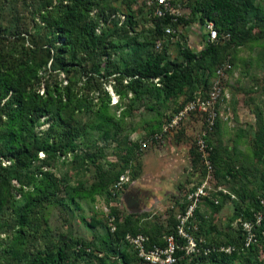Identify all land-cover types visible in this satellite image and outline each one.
I'll use <instances>...</instances> for the list:
<instances>
[{"label":"rangeland","instance_id":"374dc122","mask_svg":"<svg viewBox=\"0 0 264 264\" xmlns=\"http://www.w3.org/2000/svg\"><path fill=\"white\" fill-rule=\"evenodd\" d=\"M194 1L176 0L175 8L179 14H187ZM99 3L95 8L91 5L92 10L79 8L78 18L82 21L75 22L77 31L86 22L94 24L95 34H99L126 20L122 13L127 8L122 0H100ZM255 5L258 11L248 16L250 22L257 24L251 41L233 44L221 55V63L228 62L231 67L221 79L224 98L217 104V126L206 135V140L211 135L210 143L207 141L211 148L210 160L213 152L215 157L212 178L207 182L212 200L202 201L194 212L193 236L200 251L187 257L185 264H223L218 259L213 262L199 256L233 251L242 242L235 206L244 207L250 201L241 203L236 194L263 193L259 180L264 173V0H255ZM129 6L135 27L133 30L115 27L109 38L115 48L108 47L107 52L110 59L134 64L160 52V48L156 47L150 15L138 1L130 2ZM38 10V0H0V29L33 26L38 23ZM202 27L197 21L181 27L187 48L198 50L189 41V33L190 28L198 32ZM160 42L169 60L180 59V44L175 39L164 38ZM138 43L144 46L138 48ZM121 49L123 54L119 53ZM193 74L200 78L201 72L195 70ZM97 77L88 80L79 71L51 70L49 64L39 74L35 84L38 95L44 100H57L63 117L73 116L71 125L80 135L73 142L74 154L78 157L74 158L71 153L61 159L52 151L39 155L32 170L41 166L44 171L52 172L60 184L56 196L63 201L50 198L33 208L24 227L25 234L19 240L16 210L22 194L32 187H20L12 181L2 193L6 203L0 212V264H26L30 254L60 246L67 238L74 245L83 243L101 251L104 244L111 245L114 239L108 230V214L118 223L127 218V231L142 228L157 237L170 233L184 214L187 196L204 181L205 169L197 158L195 146L196 138L204 130V117L199 113L187 114L169 126L187 104L188 90L165 101L162 97L138 101L130 93L125 96L116 92H124L125 81L107 83L101 75ZM103 90L110 97L106 113L118 121L115 129L109 128L106 138L101 135L94 111L83 109L88 102L93 105L92 110L102 106ZM66 96L71 104L67 103ZM40 123L38 129L43 132L50 124L54 125L55 136L49 139L52 143L63 130L50 116L41 118ZM156 136L159 138L155 139ZM144 140H147L146 146L138 150V144ZM0 161L9 165L4 159ZM126 166L128 183L117 195L107 196L115 175L125 172ZM228 169L234 172L233 177L226 176ZM70 252L72 260L75 255ZM123 253L125 264H143L128 246L123 247ZM241 259L245 260V254ZM254 260V264H264V252ZM78 264L103 263L84 256ZM106 264L124 262L122 258L110 256Z\"/></svg>","mask_w":264,"mask_h":264},{"label":"trees","instance_id":"16d2710c","mask_svg":"<svg viewBox=\"0 0 264 264\" xmlns=\"http://www.w3.org/2000/svg\"><path fill=\"white\" fill-rule=\"evenodd\" d=\"M122 1L125 2L127 8V12L122 13L126 20L119 25L115 23L114 29L102 30L99 34H95L94 24L86 22L77 31L75 22L82 21L78 18L79 8L83 7L84 11L92 10L91 5L94 8L97 7L100 0H38V23H34L33 26L29 24L25 29H19V27L14 30L12 27L0 29V159L9 162L6 166L0 161V212L2 205L6 203L2 193L7 191L12 181L20 187H32L31 191L22 194L21 204L16 210L17 240L25 234L24 227L27 225L29 215L33 208L39 207L41 201L50 198L58 202L63 201V198L56 196L60 190L57 177L52 172L44 171L41 166H36L32 170L34 163L39 160V155L52 151L51 153L61 159L71 153L74 158L78 157L74 154L75 144L73 142L80 135L71 125L73 116L63 117L57 100H44L35 89L39 74L46 69L48 64L51 70H61L66 73L79 71L88 80L101 75L100 78L107 83L122 84L125 81L124 92L119 93L118 90L116 92L125 96L130 93L132 98H138V101L145 97L153 99L162 97V101H165L188 90L189 96L186 100L188 103L196 93L205 94L209 90L211 77L215 68L221 63L223 52L233 44L251 41L253 31L257 26L256 23L248 20L250 14L258 11L255 0H195L189 12L184 15L180 14L175 21L169 16L154 17L151 10L147 9L140 0ZM137 1L152 18L154 36L157 43H160V46L156 47L160 48V52L147 56L143 61L134 64L127 61L121 63L117 59H110L107 52L108 47L113 49L115 47L111 45L109 38L117 26L134 29V15L129 3ZM171 3L175 7L176 0H171ZM196 21L204 28L202 34L204 44L194 51L187 48L182 28ZM208 22L213 24L219 36L218 40L211 43L208 41V32L205 30ZM168 27L176 32L167 35L165 30ZM164 38L175 39L176 43L180 44L179 60L168 59L167 50L160 42ZM141 46L143 47L144 44L138 43V48ZM123 52L124 49H121L119 53L123 54ZM120 59H122L121 56ZM195 70L201 72L200 78L193 74ZM110 78L112 81H109ZM103 94V105L97 110H92L91 102L84 105L83 109L94 111L98 121L97 126L102 130L101 135L106 138L110 131L109 128L115 129L118 121L113 120L106 113L110 97L105 90ZM66 99L67 103L71 104L68 96ZM45 116L53 117L54 121L63 127L53 143L49 142V139L55 136L53 124H50L45 132L38 129L41 126L40 119ZM210 137L211 135L207 138L209 143ZM139 148L141 147L138 144V150ZM197 158L201 159L198 153ZM211 160L214 167V152ZM127 167H125V172L113 176L115 179L112 180V185L121 174L127 172ZM104 173L101 174L102 178ZM226 176L233 177L234 172L228 169ZM259 187L263 191L260 195L250 196L243 192L240 196L237 193L236 195L241 198V203L248 199L250 201H247L244 207L235 206V211L238 212L235 217L239 223L244 220H253L254 213L262 215L260 226L255 228L258 239L256 243L244 248L240 230L239 239L242 242L233 251L228 254L222 251L214 252L209 256L203 253L205 256L200 255L199 258L213 262H217L218 259V262L223 264L255 263L254 258L264 252V236L260 234L264 231V206L259 203V198H264V173L261 174ZM107 196L113 197L110 188H108ZM110 215L112 214H108ZM128 224L127 218L122 223L116 222L115 218V229L111 231L114 235L113 245L105 246L104 244L100 248L101 251L93 250L83 243L76 242L74 245L72 240L67 238L60 246L30 254L26 258V264H78L84 256H92L103 264H106L110 256H114L118 259L122 258L125 264L123 247L128 246L124 241L125 235L141 233L148 237L149 244L163 245V236L174 234V229L158 237L154 232H145L142 228L127 231L125 228ZM128 247L136 257L133 249ZM14 249H18L17 246ZM70 251H73L72 254L75 255L72 260L69 256ZM244 254L245 260L243 261L241 255ZM187 257L189 256L179 260L176 264H185Z\"/></svg>","mask_w":264,"mask_h":264},{"label":"built area","instance_id":"2783aa9c","mask_svg":"<svg viewBox=\"0 0 264 264\" xmlns=\"http://www.w3.org/2000/svg\"><path fill=\"white\" fill-rule=\"evenodd\" d=\"M140 2L147 9L151 10L152 15L157 18L169 16L175 21L176 17L180 15L171 3V0H140ZM205 30L208 32L207 38L210 43L218 40L219 36L212 23H206ZM175 32L171 27L165 30L167 35L174 34ZM159 46L160 43L158 42L157 47ZM230 67L228 62L220 63L215 68V79L211 80L209 90L205 94L196 93L192 100L184 106L183 110L175 116L172 124H169V126L173 125L175 121L187 114L199 113L204 117V130L196 138L195 146L200 155L206 176L202 184L187 196L188 203L186 204L184 214L174 229V234L163 236V245L149 244L148 237L141 233L125 235L124 241L126 244L133 249L136 257L145 264H176L184 257L200 251L197 241L193 236V231L195 230L194 212L199 203L206 199L212 200L209 192L211 188L207 185V182L212 178L213 166L210 160L211 148L207 143L206 135L215 126L217 104L224 98L221 79L224 77L225 72L230 70ZM165 131H167V128ZM156 138H159V136H156ZM146 142L147 140H144L140 144L141 149L146 146ZM128 181V175L126 173L121 174L110 188L112 195L114 196L122 190ZM214 202L217 203L216 201ZM259 203L264 206V198H259ZM253 216L254 219L251 221H240V230L243 237L242 245L244 248L256 243L258 240L255 228L260 226L262 215L254 213ZM107 217L108 226L111 231H114L115 217L113 215H107ZM260 234L264 236V231ZM180 252L183 254L179 255L178 253Z\"/></svg>","mask_w":264,"mask_h":264},{"label":"crops","instance_id":"0c3cea01","mask_svg":"<svg viewBox=\"0 0 264 264\" xmlns=\"http://www.w3.org/2000/svg\"><path fill=\"white\" fill-rule=\"evenodd\" d=\"M189 41L194 45V47L200 48L203 42L202 34L204 33V28L197 32L196 28H190Z\"/></svg>","mask_w":264,"mask_h":264}]
</instances>
